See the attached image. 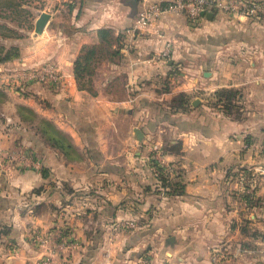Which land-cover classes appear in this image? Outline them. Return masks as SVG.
Masks as SVG:
<instances>
[{
  "label": "crops",
  "instance_id": "0c3cea01",
  "mask_svg": "<svg viewBox=\"0 0 264 264\" xmlns=\"http://www.w3.org/2000/svg\"><path fill=\"white\" fill-rule=\"evenodd\" d=\"M154 1L166 0H35L36 19L49 14L36 32L35 62H50L59 75L19 95L52 130L40 125L49 142L34 139L35 168L12 175L18 248L0 264H40L30 230L53 231L63 205L77 247L57 264H133L141 244L147 255L180 264H264V0L253 18L217 10L192 25L167 11L131 30L138 9ZM101 28L119 36L118 54L96 66L91 93L78 87L73 66ZM248 179L254 184H240ZM77 195L84 219L74 212ZM259 212L252 225L262 228L254 243L261 257L245 248L237 216ZM120 220L143 229L106 241L86 231ZM223 242L226 257H210Z\"/></svg>",
  "mask_w": 264,
  "mask_h": 264
},
{
  "label": "rangeland",
  "instance_id": "374dc122",
  "mask_svg": "<svg viewBox=\"0 0 264 264\" xmlns=\"http://www.w3.org/2000/svg\"><path fill=\"white\" fill-rule=\"evenodd\" d=\"M37 6L35 0H0V256L9 250L18 248V244L14 242L13 238L18 235V229L12 224L14 222L12 217L15 215L8 209L11 204L18 203V192L16 190L10 192V186L16 185L18 182V179H13L14 176L12 175L18 173L25 166L26 169L35 168L34 164L29 163L30 158L34 159L36 154L33 145L34 139L38 138V140L42 139L41 141L49 142L48 135L41 132L40 125H43L47 130H52L51 120H46L38 115L34 102L31 105L20 98V95L24 93L28 96L31 94L32 82L34 81L44 82L46 86L51 85V79L46 77L51 63L36 65L35 62V59L40 57L39 52L35 53L34 50L37 41V34L34 29L39 8ZM88 76L91 77L89 83L93 89L100 78V72H97L95 67L93 74L86 75V78ZM61 136L62 134L58 133V137ZM152 150L154 149H150L149 154L146 153L147 157L154 155ZM235 181L240 182L239 180ZM240 184L247 187L246 185H253L254 180L248 179ZM34 192L33 190L31 193L32 197ZM27 199L29 198L27 197ZM74 199V205L75 203L77 205L74 212L80 214L82 219L86 218V212L83 211L82 207V196L77 195ZM31 202L32 205L28 209L30 214H33L35 200H31ZM56 210L55 213L60 223L53 227V231L45 232L36 227L30 230V240L33 242L31 248L40 255V264H57L68 252L77 247V243L72 241L75 234L65 221L68 214L67 209L63 205ZM250 215L255 216V218H250ZM237 216L240 234L248 236L245 248L247 251L250 250V253L258 254L261 257L262 249L259 250L254 243L260 237L258 231L262 233V228H258L256 224L252 225V223H255L253 220L262 217V212L237 213ZM259 221H262V218ZM243 225H246L247 228H242ZM138 226L134 228L133 220H120L105 229L88 228L86 231H92L94 237H101L106 241V238L113 236V234L117 237L125 231L123 235H126V232H129L126 230H134V232L131 231L134 235L143 229V225ZM135 231L137 232L135 233ZM156 234L161 235L163 232H156ZM218 245L210 247V257L213 254V257L220 255L225 258L226 254L229 253L228 250L224 249L225 243ZM139 247L137 246V249L135 247V251L140 253L136 259V255H133L130 248L126 251L133 261L135 259V262H131L133 264H180V261L170 262L162 257L153 258L146 254V245L141 244ZM231 250L238 252V247H232ZM214 261L211 259L209 264H218Z\"/></svg>",
  "mask_w": 264,
  "mask_h": 264
},
{
  "label": "built area",
  "instance_id": "2783aa9c",
  "mask_svg": "<svg viewBox=\"0 0 264 264\" xmlns=\"http://www.w3.org/2000/svg\"><path fill=\"white\" fill-rule=\"evenodd\" d=\"M223 11L233 16L239 17H257L262 10V1L260 0H166L143 3L138 9L135 22L131 30H142L150 22L155 20L164 12L184 13L188 21L196 24L204 11ZM168 45L162 51V56L168 55ZM47 78L50 81L57 80L58 71L51 65L48 71ZM40 76V75H39ZM45 78V76H42ZM41 78V77H40ZM157 150V147L154 148ZM259 149H264V142L260 144ZM155 157L160 158V154H155Z\"/></svg>",
  "mask_w": 264,
  "mask_h": 264
},
{
  "label": "trees",
  "instance_id": "16d2710c",
  "mask_svg": "<svg viewBox=\"0 0 264 264\" xmlns=\"http://www.w3.org/2000/svg\"><path fill=\"white\" fill-rule=\"evenodd\" d=\"M98 38V43L83 46L79 55L75 59L73 66L74 76L78 87L91 93H94V90L89 83L91 82V77L88 76V78H86V75H92L95 67L101 60L112 59L118 54L119 36L114 35L111 29H99Z\"/></svg>",
  "mask_w": 264,
  "mask_h": 264
},
{
  "label": "water",
  "instance_id": "95a60500",
  "mask_svg": "<svg viewBox=\"0 0 264 264\" xmlns=\"http://www.w3.org/2000/svg\"><path fill=\"white\" fill-rule=\"evenodd\" d=\"M214 11H203L201 14L207 17H211ZM49 18V14L46 12H43L39 15V17L35 21V32H41L44 25L46 24L47 20Z\"/></svg>",
  "mask_w": 264,
  "mask_h": 264
}]
</instances>
